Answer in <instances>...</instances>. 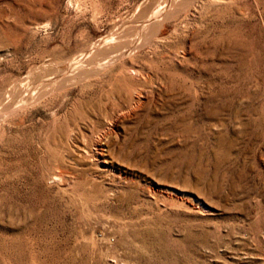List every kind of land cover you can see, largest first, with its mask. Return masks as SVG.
Here are the masks:
<instances>
[{
    "label": "rangeland",
    "instance_id": "374dc122",
    "mask_svg": "<svg viewBox=\"0 0 264 264\" xmlns=\"http://www.w3.org/2000/svg\"><path fill=\"white\" fill-rule=\"evenodd\" d=\"M0 264H264V0H0Z\"/></svg>",
    "mask_w": 264,
    "mask_h": 264
},
{
    "label": "bare ground",
    "instance_id": "6f19581e",
    "mask_svg": "<svg viewBox=\"0 0 264 264\" xmlns=\"http://www.w3.org/2000/svg\"><path fill=\"white\" fill-rule=\"evenodd\" d=\"M168 3V2H167ZM176 7V6H175ZM155 9V8H154ZM159 9V8H158ZM163 9H165V8H163ZM156 11V10H155ZM148 12V11H147ZM160 12V11H159ZM169 13H170V11H168ZM167 12V13H168ZM152 14H153V12H152ZM156 14V12L154 13V15H149V17H147L145 20H143V21H145V22H147V23H150V24H155V25H157V26H160V25H162V23L164 22H162V20H160V18L158 19V18H156L158 15H155ZM163 16V15H167L166 14V10H163L162 12H160V16ZM167 16H169V15H167ZM167 16H166V18H167ZM165 18V17H164ZM165 18V19H166ZM142 19V18H141ZM138 26V25H137ZM129 27V26H128ZM145 27V26H144ZM133 29H134V27H133ZM160 29V28H159ZM150 30V29H149ZM152 30V29H151ZM152 31H154V30H152ZM141 34V33H140ZM109 35V34H108ZM125 36V35H124ZM127 36V35H126ZM113 37V36H112ZM122 37V36H121ZM137 38H139V37H137ZM111 38H109V40H110ZM113 39V38H112ZM145 39V38H144ZM147 39V38H146ZM114 40V39H113ZM120 40V39H119ZM129 41V40H128ZM106 42V41H105ZM110 42V41H109ZM115 42H118V41H115ZM135 42V41H134ZM101 43H103V42H101ZM114 43V42H113ZM124 43V42H123ZM126 43V42H125ZM128 43V42H127ZM106 44H108V42H106ZM110 44V43H109ZM99 45V44H98ZM118 45H120V43L118 44ZM117 45V46H118ZM131 45V44H130ZM107 46V45H106ZM124 46V45H123ZM123 46H121V47H123ZM119 47V46H118ZM129 47V46H128ZM131 48V47H130ZM100 49V48H99ZM107 49V48H106ZM126 49V48H125ZM123 49H121V51H122ZM127 50H129L128 48H127ZM121 51H119V52H121ZM127 52V51H126ZM128 53V52H127ZM86 54V53H85ZM118 54V53H117ZM132 54V53H131ZM113 56V55H112ZM129 56V55H128ZM80 57V56H79ZM105 57H106V55H105ZM114 57V56H113ZM123 58V57H122ZM164 58V57H163ZM84 60V59H83ZM132 60V59H131ZM107 61V60H106ZM105 61V62H106ZM117 61V60H116ZM119 61V60H118ZM111 63H113V62H111ZM80 64H81V62H80ZM97 64V63H96ZM82 65V64H81ZM113 65V64H112ZM61 67V66H60ZM76 67V66H75ZM77 68V67H76ZM90 68V67H89ZM111 68V67H110ZM108 70V69H107ZM65 71V70H64ZM131 71V70H130ZM98 72V71H97ZM122 72H123V70H122ZM59 73V72H58ZM84 73V72H83ZM78 77V76H77ZM47 80H48V77H47ZM84 82V81H83ZM35 83V82H34ZM38 83V82H37ZM50 83V82H49ZM68 83V82H67ZM21 85V84H20ZM52 86V85H51ZM61 89V88H60ZM21 93V92H20ZM11 96V95H10ZM6 100V99H5ZM28 100H29V96L28 97H25L24 99H23V101L20 103V104H18L17 106H16V104H15V107H12V109L13 110H17V109H19L20 107H23L24 105H26L27 103H28ZM138 104V103H137ZM9 116V115H8ZM79 149V148H78Z\"/></svg>",
    "mask_w": 264,
    "mask_h": 264
}]
</instances>
